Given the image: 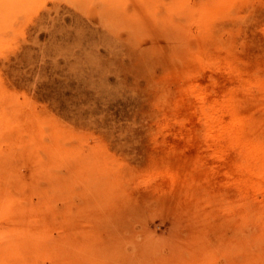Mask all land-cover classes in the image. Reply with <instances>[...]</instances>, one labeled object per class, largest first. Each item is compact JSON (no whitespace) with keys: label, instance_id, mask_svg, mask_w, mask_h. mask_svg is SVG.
<instances>
[{"label":"rangeland","instance_id":"rangeland-1","mask_svg":"<svg viewBox=\"0 0 264 264\" xmlns=\"http://www.w3.org/2000/svg\"><path fill=\"white\" fill-rule=\"evenodd\" d=\"M258 143L264 0H0V264L264 256Z\"/></svg>","mask_w":264,"mask_h":264},{"label":"bare ground","instance_id":"bare-ground-1","mask_svg":"<svg viewBox=\"0 0 264 264\" xmlns=\"http://www.w3.org/2000/svg\"><path fill=\"white\" fill-rule=\"evenodd\" d=\"M212 106V105H211ZM210 106V107H211ZM214 107V106H213ZM209 109V107H208ZM211 110V109H209ZM217 110V109H216ZM215 113V112H214ZM230 113V112H229ZM208 114V112H207ZM213 114V113H212ZM232 114V113H230ZM234 115H237L236 113ZM230 116V115H229ZM210 117V116H209ZM214 117V115H213ZM219 117V116H217ZM220 118V117H219ZM236 118V117H235ZM211 119V118H210ZM232 119V118H231ZM210 121V120H209ZM222 121V120H220ZM224 121V120H223ZM234 121V119H233ZM232 121V122H233ZM239 121V120H238ZM217 122V121H216ZM209 123V122H208ZM212 123V122H210ZM209 123V124H210ZM221 123V122H220ZM235 123V122H234ZM231 124V123H229ZM233 124V123H232ZM240 124V123H239ZM212 125V124H211ZM227 125V124H226ZM221 127V126H220ZM213 128V125L212 127ZM223 128V127H222ZM238 128V127H237ZM226 129V128H225ZM231 130V129H230ZM232 131V130H231ZM234 131V130H233ZM233 133V132H232ZM222 134V133H221ZM238 134V133H236ZM238 136V135H236ZM235 136V137H236ZM245 136V135H244ZM234 138V137H233ZM245 138V137H244ZM249 138V137H248ZM252 138V137H251ZM254 138V137H253ZM242 139V136H241ZM250 139V138H249ZM255 139V138H254ZM24 139H21V134L16 133V141H14V143H17L19 145H21L22 147V143H23ZM239 140V139H238ZM248 140V139H246ZM245 140V141H246ZM249 141V140H248ZM252 141V140H250ZM258 141V140H257ZM25 142V140H24ZM39 144L42 143L41 140L38 141ZM238 142V141H237ZM247 142V141H246ZM261 142V141H260ZM250 143V142H249ZM30 145V143H28ZM246 144V143H244ZM240 145V144H239ZM242 145V144H241ZM240 145V146H241ZM31 146V145H30ZM28 146V147H30ZM246 147L250 146V144L245 145ZM256 147V151H253L251 148H249L250 150L247 152L250 155H246V158L248 159V165L245 167H243V171L242 174H246V183H248L249 185L252 184L253 186L257 187V190L260 188V190L262 189L264 191V145L262 144H257ZM241 148V147H240ZM46 149L50 150L51 155H62V152L60 151L59 148V153L57 154V148H54L52 146L50 147H46ZM243 149V148H242ZM254 149V148H253ZM237 161V160H236ZM242 163V162H241ZM232 165V164H231ZM241 165V164H240ZM243 165V163H242ZM238 168V167H237ZM239 170V168H238ZM236 172V171H235ZM237 173V172H236ZM7 173H5L6 175ZM240 172H239V176H240ZM243 176V175H242ZM8 177V176H7ZM238 181V180H237ZM242 183V181L240 182ZM242 186V185H240ZM238 187V186H237ZM250 187V186H249ZM254 187V188H255ZM242 188V187H241ZM244 189V188H243ZM255 190V189H254ZM253 193V192H252ZM258 193V192H257ZM262 193V192H261ZM256 194V192H255ZM253 197V196H252ZM255 200V198H254ZM263 202V201H262ZM24 209H13L12 210V215L17 219L14 221L13 226L4 230L3 232L5 237L7 238V241L5 243V248L3 251V257H6L5 255H10V254H16V253H20L21 251L24 252V254L28 257L33 256L34 252H36L38 250L39 247V243H40V239L42 236V233L35 230V229H31L30 226L28 225L26 219V214H23ZM1 233V234H2ZM258 238V237H257ZM247 254V260L244 264H264V256L262 255V253H258V254ZM2 256V255H1ZM2 258V257H0Z\"/></svg>","mask_w":264,"mask_h":264}]
</instances>
